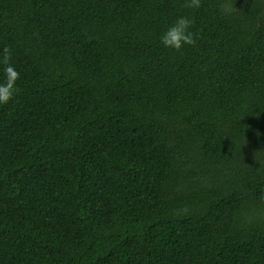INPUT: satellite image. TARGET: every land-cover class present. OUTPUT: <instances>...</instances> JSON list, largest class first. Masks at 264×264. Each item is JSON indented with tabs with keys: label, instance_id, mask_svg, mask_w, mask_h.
<instances>
[{
	"label": "trees",
	"instance_id": "16d2710c",
	"mask_svg": "<svg viewBox=\"0 0 264 264\" xmlns=\"http://www.w3.org/2000/svg\"><path fill=\"white\" fill-rule=\"evenodd\" d=\"M184 3L0 0V264H264V0Z\"/></svg>",
	"mask_w": 264,
	"mask_h": 264
},
{
	"label": "clouds",
	"instance_id": "9594fccd",
	"mask_svg": "<svg viewBox=\"0 0 264 264\" xmlns=\"http://www.w3.org/2000/svg\"><path fill=\"white\" fill-rule=\"evenodd\" d=\"M184 6L191 9L201 7V0H185ZM193 20L187 16H180L176 21L164 31L161 36V43L164 47L181 51L185 45L194 46L196 44L195 34L190 30ZM3 67V82H0V104H7L16 92L17 82L20 73L12 63V50L4 47L3 56L0 58Z\"/></svg>",
	"mask_w": 264,
	"mask_h": 264
}]
</instances>
